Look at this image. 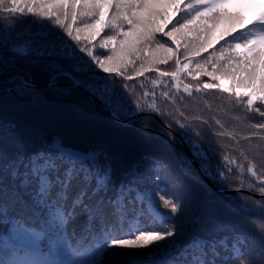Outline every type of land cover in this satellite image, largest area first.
<instances>
[{"label": "trees", "instance_id": "16d2710c", "mask_svg": "<svg viewBox=\"0 0 264 264\" xmlns=\"http://www.w3.org/2000/svg\"><path fill=\"white\" fill-rule=\"evenodd\" d=\"M152 2L115 0L106 30L94 38H89L91 33L84 25L95 23L100 0H92L90 7L82 2L79 8L72 2L34 0L29 6L37 14L7 21L10 30L3 33L0 47L7 67L0 75V91L11 87L10 80L17 76L33 86L19 99L15 93L0 97V127L16 123V135L28 153L51 154L58 163L76 168L83 163L99 178L107 177L104 188L89 201L95 203L102 197L103 214L87 215L79 209L73 213L63 203L36 209L31 194L38 192V187L31 177L30 185L20 189L16 203L8 205L7 214L24 227L43 232L39 220L46 222L50 231L52 214L57 210L64 213L66 223L61 227L71 246L60 245L55 256L64 264H81L85 258L77 253L89 247L95 253L98 241L105 245L102 264H264V199L255 196H264V103L250 102V96L244 94L264 92V78L238 85L227 71L232 60L248 62L247 54L237 55V45L264 35L257 24L247 25L260 11L259 0H236L228 10L241 14L247 26L237 25L201 56L192 54L196 48L191 41L197 37V43L209 37L215 40L222 28L213 30L212 26L221 19L220 6L230 0H178L185 2L180 13L165 10V19H157V25L170 30L171 23L165 21L177 20L173 28L193 27L189 43L175 47L167 64L144 58L149 48H173L159 33L150 45H139L131 64L109 60L113 51L122 47L120 32L126 21H137L143 33L148 15L142 19L141 14L152 11ZM250 7L248 15L245 10ZM43 12L56 13V19L67 17L64 27L73 23L75 27L69 29L70 34L64 33L53 18L40 15ZM6 15L11 14L0 11V20ZM234 20L229 17V23ZM54 36H63L79 50L90 68L82 78L98 77L96 83L109 90L111 105L83 86L73 87L63 77L55 86L44 87L51 69L49 61L38 53ZM19 48L26 54L15 51ZM248 51L253 58L259 57V52ZM105 68L117 71L106 72ZM205 72L213 75L205 76ZM16 84H20L19 79ZM206 84L222 87L206 88ZM33 92L36 96L32 98ZM107 109L115 110V115L127 122L115 121ZM89 115L97 119H88ZM188 142L201 144L211 169L206 180L192 162ZM13 150L10 135L0 137V151L11 156ZM68 152L81 153L85 159L74 162ZM93 153L98 154L94 160L89 158ZM195 161L199 166L203 162ZM158 165L164 166L160 176ZM0 179L9 185L10 192L20 183L12 181L11 169L7 173L0 169ZM96 187L93 180L88 192ZM0 231H5L3 224ZM151 235L161 238L140 246L143 241L137 237ZM25 238V243L37 240L34 233H25ZM113 239L131 243L112 247ZM42 244L46 246L47 241ZM233 248L241 249L244 255L235 257Z\"/></svg>", "mask_w": 264, "mask_h": 264}, {"label": "snow or ice", "instance_id": "6c2138e0", "mask_svg": "<svg viewBox=\"0 0 264 264\" xmlns=\"http://www.w3.org/2000/svg\"><path fill=\"white\" fill-rule=\"evenodd\" d=\"M59 2L65 4L72 2L79 8V5L84 0H59ZM235 2L236 0H230V2L220 6L221 19L212 27L213 30L217 28H222V30L216 36L215 40L209 37L207 40L197 43L199 40L197 37V41H191L192 46L196 48V51L192 53L193 55L201 56L202 53L210 52L215 47L214 44L218 41H223L230 33L236 30L237 25L245 27L247 25L257 24L259 26L258 30L264 31V20H262L264 0H259L260 11L248 21L247 25H245L244 18L241 14L228 10ZM30 3H34V0H0V11L5 14H11L6 15L3 20H0V47H3V33L10 30L9 24L7 23L8 20L16 22L18 16L37 14V10L29 6ZM113 3H115V0H100L98 4L99 11L95 13V23L90 22L84 25V29L91 33L89 38L102 35L103 31L106 30L105 26L112 16L113 11L110 5ZM184 4L185 2L180 3L178 0H163L162 3L153 5L152 11L148 14L147 27L143 33L138 30L139 25L137 21L132 19L126 21V26L120 32L122 47L117 51H113L112 57H109V60H118L126 64H131L139 53V45L145 42L150 45L159 33L171 42L173 48H164L162 46L149 48L144 58L157 60L160 64H167L173 58L175 47L189 43L188 38L192 34L193 27L186 24L182 27L173 28L177 20H170L165 21L166 24L171 23L172 25L170 30H167L157 25L156 20H164L167 15L165 10L168 8L172 9L173 15L180 13L179 10ZM40 15L45 18H53L54 23L60 26L64 33L70 34L69 29L75 27L74 23L69 24L67 28L64 27L67 17L56 19V13L54 12H43ZM89 15L91 16L92 14ZM229 17L235 18L234 22L229 23ZM141 18L143 19V14H141ZM48 35L50 36L51 34L48 33ZM237 48L240 49L237 55L244 56L247 54L248 62L245 63L244 60H232L227 71L232 73V78L238 85L243 84L245 81L249 83L253 81L259 82L261 78H264V35H259L256 39L249 40L245 45H237ZM249 49L259 52V57L253 58L252 52L248 51ZM15 51L26 54L23 48L15 49ZM38 55L49 61L48 68L51 69L50 86H55L58 78L63 77L70 81L73 87L83 86L90 93L111 105L109 90L105 85H98L96 83L98 77L93 76L87 80L82 78L83 73L90 71L88 63L85 62L79 50L63 36L52 37L47 47L39 51ZM6 67L7 63L4 61L2 54H0V75L4 73ZM93 67L95 66L93 65ZM104 70L106 72L117 71L115 68H105ZM211 75L213 73L205 72V76ZM195 78L199 79V74ZM16 79L20 80L19 85L16 84ZM10 84L11 87L0 91V97L5 94L12 95L15 93L16 98L19 99L25 89L32 88V83L22 76L12 78ZM216 86L222 87L221 84L205 85L206 88ZM244 94L250 96V102L259 101L264 103V92L251 93L245 91ZM34 96H36V92H33L30 97L33 98ZM115 114L116 112L114 110L113 115ZM87 118L91 120L97 119L93 115H89ZM9 123L11 127L6 129L0 127V137L10 135L14 150L11 156L5 155L0 151V169L4 173H7L11 169L12 181L20 180V183L14 184L13 190L10 192L9 185L4 183L3 179H0V224L5 226V231H0V264H64V262L55 259L60 245L71 246L68 236L64 234L61 227L66 223L64 213L57 210L52 214L50 231L36 232L34 229L24 227L20 220L9 218L6 209L10 203L13 205L16 203V200L19 199L20 189L30 185L31 180L29 178L31 177L36 181L38 187V192L34 190L31 194L33 206L36 209L53 208L63 203L65 207H71L73 213L79 209L81 213L87 215H91L93 212L103 214L104 200L102 197L95 199V203H90L89 201L96 198L100 190L104 188L107 177L105 176L103 179L99 178L94 174V170L90 171L83 163H79V168H76L58 163L55 159L51 158V154L46 156L43 152L28 153L26 144L16 135L18 125L14 122ZM188 143L193 159L203 161L200 164V168L205 175H210L211 169L204 157L201 144ZM56 147L61 151V154H64V150L60 149L58 145ZM67 154L74 162L85 159V157L77 153L68 152ZM96 155L98 154L93 153L89 158L94 160ZM163 169V165L157 166L156 171L158 176H160ZM197 178H199L198 175ZM93 180H95L97 187L89 193L88 188L91 186ZM74 189L76 190L74 191ZM261 192L264 193V187L261 188ZM167 203L168 201H165V204ZM175 210V207H173V211ZM57 220L59 221L58 224L56 223ZM9 224L11 225V229L7 230V225ZM25 233H34L37 238L36 242L25 243ZM160 238V236L156 235L137 237V239L143 241V244L140 246H147ZM45 240L47 241L46 247L42 246V242ZM130 243L131 241L113 239L111 246H126ZM224 243L227 245V240ZM21 247L28 248V251L23 255L18 254ZM95 248L98 250L95 253L92 252L90 247L77 253L78 256L85 258L81 261V264H102L105 245L98 241L95 244ZM233 251L235 252V257L244 255V251L239 248H233ZM261 252L264 253V247H262Z\"/></svg>", "mask_w": 264, "mask_h": 264}, {"label": "rangeland", "instance_id": "374dc122", "mask_svg": "<svg viewBox=\"0 0 264 264\" xmlns=\"http://www.w3.org/2000/svg\"><path fill=\"white\" fill-rule=\"evenodd\" d=\"M84 2L86 3V6H89L90 7V3H92V0H84ZM163 2V0H153V2L151 3V5H150V9H152V6L153 5H155V4H157V3H162ZM249 4H253V3H249ZM252 7H250V8H247L245 11H246V13L248 14V15H250V12H251V9ZM256 8V7H255ZM150 12H143V17L145 18L148 14H149ZM48 82H50V80L48 81ZM47 82V83H48ZM48 87V86H47ZM75 153H77V152H75ZM77 154H80V155H82L81 153H77ZM38 224H39V226H40V228L42 227V226H45V227H47V225H46V222H44V221H41V220H39L38 221ZM115 258H118V257H115ZM116 260V259H115ZM116 261H118V260H116Z\"/></svg>", "mask_w": 264, "mask_h": 264}, {"label": "water", "instance_id": "95a60500", "mask_svg": "<svg viewBox=\"0 0 264 264\" xmlns=\"http://www.w3.org/2000/svg\"><path fill=\"white\" fill-rule=\"evenodd\" d=\"M47 86H50V83L48 82V83H46L45 85H44V87H47ZM78 88H80V86H77ZM109 114H110V116L115 120V121H117V122H123V123H125L126 121H123V120H120V119H118L115 115H113V113L112 112H110L109 111ZM184 150H185V152H188L187 151V149H185L184 148ZM193 163H194V165L196 166V168H197V170L200 172V174L202 175V177L204 178V179H206V177H205V175L203 174V172H202V170L200 169V167L197 165V163L195 162V161H193ZM238 193H249L248 191H237ZM250 194V193H249ZM257 198H262V199H264V196H262V195H255Z\"/></svg>", "mask_w": 264, "mask_h": 264}]
</instances>
